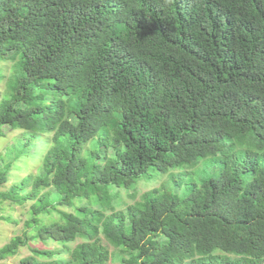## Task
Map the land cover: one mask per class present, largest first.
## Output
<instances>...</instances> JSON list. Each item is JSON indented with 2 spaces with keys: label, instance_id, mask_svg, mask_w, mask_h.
<instances>
[{
  "label": "trees",
  "instance_id": "trees-1",
  "mask_svg": "<svg viewBox=\"0 0 264 264\" xmlns=\"http://www.w3.org/2000/svg\"><path fill=\"white\" fill-rule=\"evenodd\" d=\"M0 62V137L22 131L0 156V203L30 201L0 260L26 246L17 264H105L101 234L124 264H264V0H0ZM95 135L115 146L99 166L81 155ZM208 156L216 175L184 197L74 202Z\"/></svg>",
  "mask_w": 264,
  "mask_h": 264
},
{
  "label": "rangeland",
  "instance_id": "rangeland-1",
  "mask_svg": "<svg viewBox=\"0 0 264 264\" xmlns=\"http://www.w3.org/2000/svg\"><path fill=\"white\" fill-rule=\"evenodd\" d=\"M3 65L4 62H0V67ZM3 90V82L0 81V93ZM21 132L22 131L18 129H4V136L0 137V156H2L4 161L11 146L21 139ZM97 135L84 144L81 155L86 158L89 164L99 166L104 160L113 159L115 146L110 138H108L104 141L106 147H102L97 141ZM100 136L103 137V139L106 137L105 134L99 132V137ZM38 159L39 156L37 155L35 160H26L24 158L17 160V165L22 167L18 169L17 172L10 175L9 180L2 186V189H7L12 183L20 180L27 173H34ZM218 168L219 160L217 156H208L199 159L192 167L182 165L168 168L166 171L153 168L149 170L146 175L132 181L127 186L115 187L108 185L104 189L99 190V195L91 194L87 199L75 198L74 202L76 205H86L91 209L108 213L111 210L123 209L126 204L137 200L142 192L154 187H162L178 197H184L192 184L198 185L201 180L215 176ZM132 192L135 194L134 198L130 197ZM29 203L30 201L23 205L9 202L0 203V246L7 242L10 237L22 233L24 230L23 223L28 218ZM58 208L66 211L72 210L69 206H60ZM2 216L10 217L11 221L5 220ZM50 219L58 221L59 218L58 215L53 212L49 217H45V221L49 222ZM99 236L100 243L103 244L109 252V259L105 264H124L121 261L119 250L108 244L101 234ZM80 241H82V239L77 238L74 242H69L68 246L72 247ZM30 245L39 248H60L57 243L51 241L43 243L42 241L36 240L30 242ZM29 254H31V252L28 247H20L15 255L0 260V264H17L20 258ZM125 256L126 255H123V257Z\"/></svg>",
  "mask_w": 264,
  "mask_h": 264
}]
</instances>
